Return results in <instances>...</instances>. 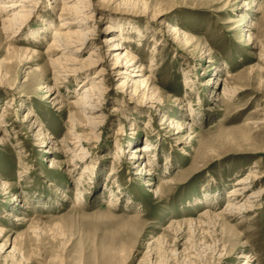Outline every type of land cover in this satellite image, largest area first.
Here are the masks:
<instances>
[{
    "label": "rangeland",
    "instance_id": "rangeland-1",
    "mask_svg": "<svg viewBox=\"0 0 264 264\" xmlns=\"http://www.w3.org/2000/svg\"><path fill=\"white\" fill-rule=\"evenodd\" d=\"M88 1L32 0L16 32L0 23V264H264V0ZM74 31L87 69L55 82L52 41ZM112 34L138 57L127 87ZM101 79L92 129L73 103ZM247 178L256 198L232 215Z\"/></svg>",
    "mask_w": 264,
    "mask_h": 264
},
{
    "label": "bare ground",
    "instance_id": "bare-ground-1",
    "mask_svg": "<svg viewBox=\"0 0 264 264\" xmlns=\"http://www.w3.org/2000/svg\"><path fill=\"white\" fill-rule=\"evenodd\" d=\"M3 1H6V0H0V4H1L0 5V23H3L4 30H5L6 34L10 35V34H13L14 32H16L15 29L17 30V27L19 26L20 21L27 14L31 13V12H29L27 5L31 4L32 0H12V1L6 2V3H3ZM69 1L76 2L77 6L69 5V4L64 5L63 12H62L64 15L69 14V13L81 14V13L89 10V9H85V8H91V2H89L88 0H78V1L68 0V2ZM36 6H33V7L35 8ZM80 9H81V11H80ZM82 10H84V11H82ZM84 14H85V16H82V19L84 21L85 20L90 21L91 16L88 17V16H86V13H84ZM1 17L4 18L2 21H1ZM68 18H71V17H68ZM67 21H68V24H67L68 27H66L67 29H71L73 26H78V27L79 26H86V25H84L83 21L75 22V20H73V19H67ZM64 23L65 22H62L61 26H62V28L65 29ZM108 29H110L113 32L118 30L117 27H113V26H109ZM169 29L172 32H174L173 34L176 37V41H179V42L183 41V38H182L179 30L175 29L172 26H170ZM88 35H89V32L83 33L80 31L68 32L65 34L55 33L56 37L52 41V45H51L50 50L48 49L50 56L54 53L55 54L57 53L56 54L57 57L54 59L52 58L53 60L51 61L52 65H53L52 67L54 68V72H55V74H54L55 82L61 80V77H64L65 75H67V72L78 73V75H79V74L83 73L85 69H87L85 65L80 64L75 58H72L71 55L77 56L78 54H80L81 49L85 50L87 47L92 45L91 42H88ZM110 36L111 37L106 39L105 43L108 46H110V44H112L113 48H116L119 50H124V54L122 56H121V54H118V52L114 53V58H119V59L116 60V62H114L112 64L111 70L114 74L117 73V75H120L121 77L126 78L125 82H122L121 85H124V87H127L128 85H130V82L132 83V81H129L128 77H130V76H128V75L132 76V73L136 71L137 67L135 66V64H136V62H138L137 61L138 57L133 55L127 48H124V45L122 44V42L117 40V38L119 37V36H117V34H112ZM74 45H76V46H74ZM77 46H78V48L75 51V49L73 47H77ZM95 55H96V53L93 50L91 52L90 58H89L90 67L96 66L101 61V59L99 57L93 58ZM53 56H55V55H53ZM144 71H145V68L142 67L140 72H144ZM98 76H102V72H99ZM143 83L144 82H142V85H143ZM101 84H103L102 79L99 81H94V82L88 84L87 87L85 88L83 94H81L79 100L77 102L73 103L74 109H78L80 111V113L76 112L75 114H73V119L75 120V117L77 115L81 116V114H83V115L88 114V119L91 120L89 122V124H91L92 129L96 125L99 124V123H96V120H98L100 118L101 114L98 115V113H96L99 110L98 109L99 104L95 103V101H91V100L102 101L101 99H102L105 92H104L103 85H101ZM125 84H126V86H125ZM46 88H48V87H46ZM53 89L54 88H50V90H48L47 93H49V91H51ZM149 90L151 92H153L152 88H150ZM225 93L227 94V96H230L229 93L227 92V90ZM155 94H157V92L152 93L150 95H147L146 101L150 102L151 106H155L158 109L159 107H161V103H160V99L155 98V96H154ZM95 115H98V116H95ZM31 116H33V113L31 111H28V113L24 116L25 121L31 119L32 118ZM75 142L77 143L80 141L77 140ZM47 143L48 142L46 141V144ZM48 146H49V143L46 147L48 148ZM150 149H151L150 144H147V145L143 146L142 148H136L134 150L135 154H134V157L132 159L141 158L142 156H144V154H145L144 152H148ZM80 153H83V152H80ZM155 156H152V159H154ZM79 158H80V155L78 154L76 162L79 161ZM71 164H73V162ZM73 167H76V165ZM90 168L91 167H86L83 174L91 172ZM83 174L81 175L80 180L78 182L79 185L81 182H84V180L86 179ZM248 181H249L248 178L245 180H239L236 187L231 189V193L229 194L228 197H233V198H230L231 200L228 203V208L226 209V211H229L232 215H236L238 213L245 211L247 207L250 208V205H249L250 204V198H253L255 196L248 197V193L246 191L250 187L247 185ZM165 183H168V182H165ZM165 183H164V185H165ZM81 192L82 191H79L77 193V200L75 202V205H77V204L79 205V202L82 199L83 194ZM258 197H259V195H258ZM110 206L111 205H109V207ZM223 213H226V212H223ZM211 216H212L211 214H205L202 216V218L203 219L204 218H210ZM213 216H216V215H213ZM1 233H3L2 229H0V234ZM251 261H253V260H251Z\"/></svg>",
    "mask_w": 264,
    "mask_h": 264
}]
</instances>
